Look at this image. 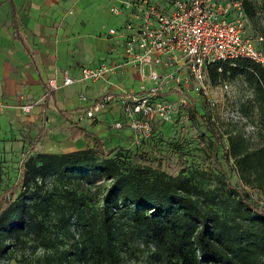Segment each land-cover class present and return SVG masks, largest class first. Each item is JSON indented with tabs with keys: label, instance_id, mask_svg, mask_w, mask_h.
I'll list each match as a JSON object with an SVG mask.
<instances>
[{
	"label": "trees",
	"instance_id": "trees-1",
	"mask_svg": "<svg viewBox=\"0 0 264 264\" xmlns=\"http://www.w3.org/2000/svg\"><path fill=\"white\" fill-rule=\"evenodd\" d=\"M230 1L257 18L253 0ZM228 75L245 78L248 107L264 128V67L250 60L209 67L212 83ZM213 136L243 185L264 194V141L252 148L243 130ZM70 138L86 148L24 158L0 209V264L15 249L42 250L32 264H264V207L246 189L226 180L206 190L192 176L133 164L112 141L78 125Z\"/></svg>",
	"mask_w": 264,
	"mask_h": 264
},
{
	"label": "built area",
	"instance_id": "built-area-1",
	"mask_svg": "<svg viewBox=\"0 0 264 264\" xmlns=\"http://www.w3.org/2000/svg\"><path fill=\"white\" fill-rule=\"evenodd\" d=\"M110 13L128 18L122 27L108 30L109 37L115 40L111 52L121 50V59L84 67L77 78L64 72L62 81L56 77L48 80V93L82 84L79 101L86 104L90 101L87 83L135 69L139 76L137 91L108 93L84 111L86 118L94 120L117 105L121 117L114 119L111 127L119 133L131 129L134 143L149 137L156 121L173 120L174 102L180 96L186 103L185 97L191 93L209 95L211 65L250 60L264 67V37L251 35L250 20L240 1L116 0ZM220 90L229 94L232 87L224 83ZM5 107L8 106L0 103V108ZM19 109L29 114L34 105L22 104ZM222 115L240 126L246 138L255 133L256 126L239 106L227 108ZM212 120H216L215 115Z\"/></svg>",
	"mask_w": 264,
	"mask_h": 264
},
{
	"label": "crops",
	"instance_id": "crops-1",
	"mask_svg": "<svg viewBox=\"0 0 264 264\" xmlns=\"http://www.w3.org/2000/svg\"><path fill=\"white\" fill-rule=\"evenodd\" d=\"M115 4L116 0H0V103L8 106L0 108V118L12 113L26 125L36 124L41 128L40 142L45 130L54 129L48 133L53 141L40 152L70 153L86 148L83 139L70 138L73 125L112 143L133 141L131 129L119 133L111 127L121 117L117 105L97 119L84 116L92 103L108 93L137 91L139 76L133 68L87 83L89 103L79 101L82 84L63 87L46 99L49 79L62 81L64 72L77 78L84 67L121 59V50L111 52L115 40L108 30L122 27L128 18L110 13ZM38 98L43 103L31 113L19 109Z\"/></svg>",
	"mask_w": 264,
	"mask_h": 264
},
{
	"label": "rangeland",
	"instance_id": "rangeland-1",
	"mask_svg": "<svg viewBox=\"0 0 264 264\" xmlns=\"http://www.w3.org/2000/svg\"><path fill=\"white\" fill-rule=\"evenodd\" d=\"M258 9V16L250 20L249 31L252 36L264 32V0H253ZM148 73V67L145 68ZM228 83L232 92L225 93L220 86ZM45 96V95H44ZM253 96L251 88L244 77L233 79L229 75L212 83L208 96L191 93L180 96L175 101L176 112L173 120L168 123L155 122L152 133L138 143L115 141L109 147L126 152L127 159L133 164L159 168L170 175L179 174L192 176L194 181L206 190L224 187L226 180L232 185L246 189L250 198L259 206L264 207V194L256 189L243 185L233 164V160L224 159L223 144L216 145L215 137L227 139L232 131H241V127L227 121L222 112L232 106H239L256 126L254 134L248 136L249 145L254 148L264 141V128L261 127L256 112L248 107V100ZM35 107L43 103L41 98L31 102ZM212 115L216 120H212ZM45 130L42 142H36L41 128L36 124L26 125L17 115L4 113L0 118V209L10 200L12 188L21 178L22 162L26 156L35 155L52 138L48 139L49 131ZM62 131V129H61ZM43 254L42 250H14L10 258L3 264H32L36 257ZM125 264H147L142 258Z\"/></svg>",
	"mask_w": 264,
	"mask_h": 264
}]
</instances>
